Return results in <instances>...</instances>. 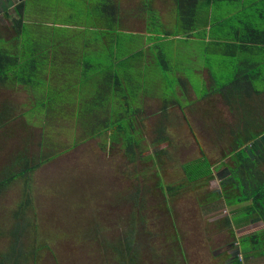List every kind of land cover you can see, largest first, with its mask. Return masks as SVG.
Here are the masks:
<instances>
[{
    "label": "trees",
    "instance_id": "1",
    "mask_svg": "<svg viewBox=\"0 0 264 264\" xmlns=\"http://www.w3.org/2000/svg\"><path fill=\"white\" fill-rule=\"evenodd\" d=\"M79 1V7L76 4L75 7L69 6L77 12L74 19L52 21V17L43 20L27 16L28 0H23L14 8L17 16L12 23L14 34L8 39L0 37V42L7 44H0V88L20 86L26 93V101L17 117L21 115L29 126L42 129L38 162L31 165L20 154L13 165L7 167L5 178L0 180V192L19 178L26 181L11 232L14 249L20 246L24 231L31 225L27 211L33 200L30 185L32 172L58 154L56 147L60 143L56 138L62 135V131H67L64 129H68V137L74 133L68 145L71 149L84 141L100 138L101 148L118 145L133 164L150 159L158 168L157 159L165 155L166 150L145 154L151 146L166 143L170 147L174 143L166 124L167 120L172 121L168 118L173 109L179 107L183 119L189 124L187 108L214 94L220 95L238 118L237 126L231 131L228 154L219 162H213L200 149V157L182 165L184 180L180 185L164 186L161 182L160 187L167 194L180 191L186 183L207 187L215 180L219 170L216 166L221 164L223 170L218 173L219 188L208 190L209 194L202 198L204 202L201 206L213 211L223 201L228 207H236L235 212L241 211L243 216L238 220L230 218L223 222L224 228L234 237V225L254 226L259 222L264 226V143H260L264 141V103L255 102V97L262 96L264 92V89H257V83L264 82V15L260 25L250 20L242 27L227 26L225 21V28L234 30L233 37L212 35L220 41L238 44L239 51L249 57L250 62H242L244 66L248 64V71L244 73L240 70L243 68L236 69L237 77L230 83L217 85L212 92L202 95L195 92L199 98L195 102L179 76L186 74L173 66V51L179 46L175 44V38L181 35L178 32L183 30L181 37L186 39H207V30L197 27L201 12L213 2L240 1L243 2L242 10L257 11L256 7L264 0H248L247 4L244 0H176L178 26H175L174 36L170 33L172 30L165 29V24L160 22L155 0H138L136 10L128 11V16L133 15L144 22L142 33L126 29L128 19L123 16L120 0ZM51 14L59 17L56 10ZM30 19L39 24H32ZM162 28L167 32L160 33ZM260 56L263 59L258 61ZM168 75L178 84L172 86L171 92L167 90ZM147 98L161 102L153 141H148L144 135L145 123L150 119L146 112ZM10 111L0 112V129L4 120L14 118ZM220 129L218 139L222 140L223 129ZM77 130L81 132L79 138L75 137ZM190 131L193 132L191 126ZM47 148L50 152H45ZM15 167L16 171L10 169ZM149 170L145 169L143 175ZM235 240L238 243L232 246L237 251L227 253V264H244L243 261L251 257H264V229ZM134 243L133 233L117 243L116 247L114 245L120 264L126 263L134 250ZM18 254L11 261L5 254L2 258L9 264H17V259L27 260V257L34 256L30 252Z\"/></svg>",
    "mask_w": 264,
    "mask_h": 264
},
{
    "label": "rangeland",
    "instance_id": "2",
    "mask_svg": "<svg viewBox=\"0 0 264 264\" xmlns=\"http://www.w3.org/2000/svg\"><path fill=\"white\" fill-rule=\"evenodd\" d=\"M21 1L0 0V37L8 39L14 34L12 23L17 18L14 8ZM247 1L244 0L246 4ZM120 2L123 16L128 19L126 29L135 33L144 32V22L133 15L128 16L130 9L136 10L138 0ZM241 3L218 2L211 19L223 17L228 22L227 26L242 27L250 20L260 25L264 3L258 4L257 11L242 10ZM74 4L79 7L81 3L79 0H28L26 11L32 19H74L77 12L69 7H75ZM162 6V10L170 12V4ZM54 10L58 11V18L56 14H51ZM30 22L38 23L33 20ZM175 26L178 25L175 24L170 31L172 36ZM163 31L162 28L160 33ZM210 33L221 38L234 36V30L226 29L223 24L219 26L218 23ZM178 35L181 37L183 30ZM223 42L229 47L228 52L224 46H212L214 43H210L207 53L201 46L192 48L195 53L188 52L190 56L173 51V66L186 74L197 95L208 93L217 85L230 83L236 79L238 68H243L240 70L244 73L248 71V64H242L249 61L247 54L236 52L232 42ZM0 44L7 45L6 42ZM262 59L260 56L257 60ZM202 66H207L214 73L216 83L211 81L210 91L202 85L197 73ZM166 79L167 90L171 92L177 81L170 75ZM257 86L258 90H263L264 82H258ZM190 96L194 94L190 92ZM25 101L26 93L20 86L0 88V112L11 110L10 114L12 112L14 117L4 120L0 129V180L5 178L7 167L12 166L20 154L24 161L34 165L41 153L42 129L29 126L21 115L17 117ZM262 101L264 94L255 97L256 103L263 104ZM199 102L186 110L189 124L181 115L176 117V110L171 112L168 119L172 121L166 122L174 141L170 147L164 143L151 146L150 151L146 152L145 155H149L161 149L166 150L165 155L157 159L158 168L150 159L133 164L118 145L101 148L100 138L84 141L71 149L68 145L74 133L69 138L68 129H64L67 131H62V135L56 138L60 143L56 147L58 154L32 172L30 185L33 200L27 211L31 225L24 231L21 244L15 249L11 232L16 223L15 212L26 187L25 178L13 181L0 192V263L9 264L2 258L4 254L11 261L13 256L19 255L18 252H30L34 256L27 257V260L17 259V264H120L114 245L116 247L128 234L134 233V250L124 264H227V253L237 251L232 246L238 243L235 238L262 230L264 226L259 222L251 227L234 225V237L224 228L223 222L230 218L238 220V217L243 216L241 211L235 212L236 207H228L223 201L213 211L201 206L204 202L202 198L209 194L208 190L219 188L218 173H221L219 171L223 170V166H216L219 170L215 180L207 187L186 183V187L180 191L168 194L160 187L161 182L164 186L180 185L184 180L182 165L200 157V149L213 162H219L228 154L231 131L238 123L236 114L216 95ZM146 105L150 119L145 123L147 127L144 135L148 141H153L161 102L147 98ZM220 128L223 129L222 140L218 139ZM80 136L81 132L77 130L75 137ZM67 147L69 149L65 150ZM45 152L50 151L47 148ZM17 167L10 169L16 171ZM147 168L150 170L143 175ZM18 228L22 230V227ZM243 262L264 264V257H251Z\"/></svg>",
    "mask_w": 264,
    "mask_h": 264
},
{
    "label": "crops",
    "instance_id": "3",
    "mask_svg": "<svg viewBox=\"0 0 264 264\" xmlns=\"http://www.w3.org/2000/svg\"><path fill=\"white\" fill-rule=\"evenodd\" d=\"M163 4H166V5L170 4L171 5L170 12H165L164 10H162ZM155 5L156 6L158 5L157 7H158V11H159V16L161 19L160 22L165 24V29L172 30L173 26L175 24H177V10L175 8L176 0H155ZM217 5H218V2H213L207 9H205L200 14V19H199L200 26H198L197 28L207 30V33H208L207 39L197 40L194 38H190V39H186L183 37L175 38V44L179 45L178 48H176V50H175L176 53H183V56L184 55L190 56V54L188 52L195 53L194 51H192V48H194V47L198 48L200 46L203 47L205 52L207 53V49H208V46L210 45V43H214V45H212V46H224L226 52L229 51L228 50L229 47L227 45H224L223 41H220L216 38H213L211 33H210V31L213 29V26L216 25L217 23L219 26H221L222 24H223V26H225L224 22L226 21V19H224L223 17H220V18L214 19V20L211 19L212 12ZM137 33H142V32H137ZM186 42H191V43L184 45V43H186ZM233 44H234L235 51L238 52L239 51L238 44H235V43H233ZM207 56H208V54H207ZM197 73L199 74V76L202 80L201 81L202 85L210 91L211 81H213L214 84L216 83V81L214 79V73L212 72V70L210 68H208L207 66H202L199 68ZM179 76L184 81V86L187 88L189 94H190V92H192L194 94V96L191 97V100L196 102L198 100V98L195 95V90H194L193 85L186 78L185 75L179 74ZM212 90H213V88H212ZM212 90L210 92H212ZM262 94H264V92ZM215 95L218 96L221 100H223V98L220 95L214 94L213 96H215ZM199 103L200 102L198 101L197 104H199ZM178 109H180V108L175 107L173 109V110H176V116L181 115V117H183L182 112Z\"/></svg>",
    "mask_w": 264,
    "mask_h": 264
}]
</instances>
